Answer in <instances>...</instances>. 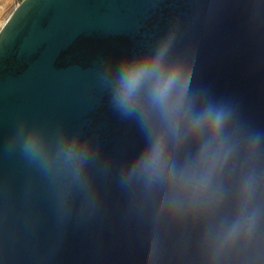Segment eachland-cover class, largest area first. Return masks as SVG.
Returning a JSON list of instances; mask_svg holds the SVG:
<instances>
[{
  "label": "water",
  "instance_id": "95a60500",
  "mask_svg": "<svg viewBox=\"0 0 264 264\" xmlns=\"http://www.w3.org/2000/svg\"><path fill=\"white\" fill-rule=\"evenodd\" d=\"M157 55L180 85L162 105L146 77L123 115L125 63ZM0 264H264V0L18 3L0 27Z\"/></svg>",
  "mask_w": 264,
  "mask_h": 264
},
{
  "label": "clouds",
  "instance_id": "9594fccd",
  "mask_svg": "<svg viewBox=\"0 0 264 264\" xmlns=\"http://www.w3.org/2000/svg\"><path fill=\"white\" fill-rule=\"evenodd\" d=\"M162 55V53L160 54ZM160 55L153 57H144L140 60L126 62L124 65L123 75L120 78V86L112 97V103L125 116L135 115V109L131 103L134 93L140 86L141 82L149 76L156 77L154 89V99L163 105L167 100L169 91L173 87L180 85L179 76L181 72L180 65L171 66L166 73L161 74L158 69ZM189 79H185L181 89L186 88ZM223 120V112H217L215 115V127H219ZM25 151L35 155V149L32 144L24 145ZM161 147L160 141L157 140L153 145L151 152V164L156 165L160 161Z\"/></svg>",
  "mask_w": 264,
  "mask_h": 264
},
{
  "label": "rangeland",
  "instance_id": "374dc122",
  "mask_svg": "<svg viewBox=\"0 0 264 264\" xmlns=\"http://www.w3.org/2000/svg\"><path fill=\"white\" fill-rule=\"evenodd\" d=\"M16 5L15 0H0V27Z\"/></svg>",
  "mask_w": 264,
  "mask_h": 264
},
{
  "label": "built area",
  "instance_id": "2783aa9c",
  "mask_svg": "<svg viewBox=\"0 0 264 264\" xmlns=\"http://www.w3.org/2000/svg\"><path fill=\"white\" fill-rule=\"evenodd\" d=\"M22 0H15L16 4L20 3Z\"/></svg>",
  "mask_w": 264,
  "mask_h": 264
},
{
  "label": "bare ground",
  "instance_id": "6f19581e",
  "mask_svg": "<svg viewBox=\"0 0 264 264\" xmlns=\"http://www.w3.org/2000/svg\"><path fill=\"white\" fill-rule=\"evenodd\" d=\"M2 25V24H1Z\"/></svg>",
  "mask_w": 264,
  "mask_h": 264
}]
</instances>
